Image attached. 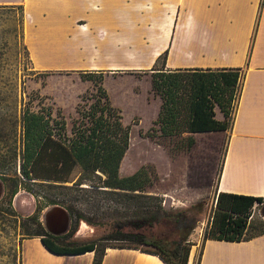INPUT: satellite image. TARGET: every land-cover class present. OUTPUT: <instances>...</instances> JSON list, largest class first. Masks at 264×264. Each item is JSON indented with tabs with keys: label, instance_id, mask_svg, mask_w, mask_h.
I'll list each match as a JSON object with an SVG mask.
<instances>
[{
	"label": "crops",
	"instance_id": "1",
	"mask_svg": "<svg viewBox=\"0 0 264 264\" xmlns=\"http://www.w3.org/2000/svg\"><path fill=\"white\" fill-rule=\"evenodd\" d=\"M7 2L22 5V41L37 73H101L103 87L105 76L151 70L164 54L166 69L242 68L231 127L195 134L227 133L216 194L264 199V0H0ZM189 240L187 264H264V234L237 242L203 240L200 232ZM93 258V251L53 253L36 235L20 242V264ZM101 264L165 263L137 248L107 247Z\"/></svg>",
	"mask_w": 264,
	"mask_h": 264
},
{
	"label": "rangeland",
	"instance_id": "2",
	"mask_svg": "<svg viewBox=\"0 0 264 264\" xmlns=\"http://www.w3.org/2000/svg\"><path fill=\"white\" fill-rule=\"evenodd\" d=\"M20 4L0 3V176L3 177L0 179L3 184L0 264H20L21 240L31 233H45L40 216L53 202L62 203L71 211L69 239H79V242L97 240L99 247L130 243L114 239L117 223L128 222L129 230H133L136 224H147L140 215L144 206L140 207V203L116 193H104L88 186L69 187L73 186V181L54 186L46 181L39 184L40 181L22 178V118L26 111L42 112L54 136L65 142L74 136L72 130L81 120L77 111L100 112L103 108V112H120L122 122L130 127L129 146L119 166L120 176L143 168L149 183L140 192L160 196L158 201L166 211L194 208L191 213L197 222L190 234L193 238L200 232L203 235L215 207L216 181L236 103L226 115V132L194 134L195 142L189 149L184 148L186 132L163 136L157 130L149 137L150 127L157 118L158 104H161L159 95L151 86L153 71L105 76L103 87L108 94L99 75L33 71L22 41ZM157 65L160 66V61ZM77 176L78 168L72 172L71 178ZM20 194L28 197L19 200L21 208H16L14 199ZM31 203L35 206L34 211L26 215ZM263 220L261 205L256 204L250 217L251 233L264 229ZM143 232L149 238L159 237L168 243L179 235L173 221L167 218L152 227H143Z\"/></svg>",
	"mask_w": 264,
	"mask_h": 264
},
{
	"label": "trees",
	"instance_id": "3",
	"mask_svg": "<svg viewBox=\"0 0 264 264\" xmlns=\"http://www.w3.org/2000/svg\"><path fill=\"white\" fill-rule=\"evenodd\" d=\"M21 7L22 5H18ZM162 63L154 65L151 86L159 95L161 104L157 118L149 130L163 136H178L184 132V148L189 149L195 142L194 134L227 130L226 115L240 96L244 71L242 68H164ZM83 75L93 74L81 72ZM217 108L222 119L216 118ZM81 120L72 132L74 136L66 142L55 137L48 128L42 112L26 111L22 118L23 145L21 149L20 173L31 181L48 182L60 186L72 182L73 186L97 188L104 193H116L127 200H134L140 207L146 226L136 224L129 230L128 222L117 223L114 239L129 241L127 244L98 246L97 240L79 242L69 239L68 233L53 236L45 233H31L40 236L43 245L57 254H77L93 251L92 264H101L107 247H132L156 254L165 264H187L191 248L188 236L195 228L197 219L192 209L166 211L158 201L160 196L143 194V187L149 183L147 172L141 168L133 174L120 176L119 166L129 146L130 127L122 122L120 112H79ZM75 128V123H74ZM78 168L77 178H71ZM3 180V177L0 176ZM90 179H94L92 182ZM59 183V184H55ZM144 198V201L142 200ZM57 202H53L55 204ZM66 207L71 215L70 209ZM256 204L264 205L260 196L218 192L215 207L203 230L202 238L226 241H247L264 234V229L251 233L250 217ZM162 218L171 219L179 232L171 243L159 237H147L143 227H152ZM264 224V220L262 225ZM147 245L143 248L141 245ZM198 264V262H197Z\"/></svg>",
	"mask_w": 264,
	"mask_h": 264
},
{
	"label": "water",
	"instance_id": "4",
	"mask_svg": "<svg viewBox=\"0 0 264 264\" xmlns=\"http://www.w3.org/2000/svg\"><path fill=\"white\" fill-rule=\"evenodd\" d=\"M2 194L3 184L0 180V197L2 196ZM27 197L28 196L23 194L17 195L14 199V206L16 208H21V206H19V200L22 201V198L24 199ZM34 208V204L31 203V206L27 208L28 210H26L27 213L25 214L29 215L31 212L34 211ZM261 214L264 218V205L261 207ZM40 220L47 233L53 236H62L68 233V231L70 230L72 218L66 207L60 204H50L46 206L43 212L41 213Z\"/></svg>",
	"mask_w": 264,
	"mask_h": 264
}]
</instances>
